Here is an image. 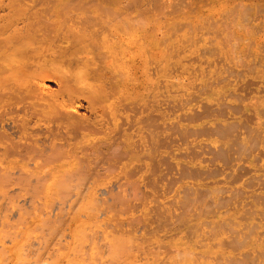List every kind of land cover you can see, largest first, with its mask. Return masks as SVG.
Segmentation results:
<instances>
[{
  "label": "bare ground",
  "instance_id": "bare-ground-1",
  "mask_svg": "<svg viewBox=\"0 0 264 264\" xmlns=\"http://www.w3.org/2000/svg\"><path fill=\"white\" fill-rule=\"evenodd\" d=\"M133 31L132 0H0V264H171L180 255L179 207L188 202L169 201L170 230L150 178L165 164L171 125L140 109L151 95L164 103L166 40L143 51L152 92L143 89L139 107Z\"/></svg>",
  "mask_w": 264,
  "mask_h": 264
},
{
  "label": "rangeland",
  "instance_id": "rangeland-1",
  "mask_svg": "<svg viewBox=\"0 0 264 264\" xmlns=\"http://www.w3.org/2000/svg\"><path fill=\"white\" fill-rule=\"evenodd\" d=\"M242 13H247L246 22L241 20ZM263 20L264 0H132V38L136 39L132 47V58L134 56L136 63V68L134 64L132 67V104L138 101L140 105L136 106L142 105L140 95L143 89L150 95L152 92V87L148 90L146 86L148 82L142 71L143 54L155 40H166L162 43L166 52L165 104L160 106L151 95L149 102L140 109L145 113L150 111L158 123L163 121L166 125H162H171L170 132L165 127L163 133L167 147L162 154L168 160L165 159V164L156 161V171L150 177L153 180L149 178L160 186L163 195L161 213L167 217L170 230L175 221L171 200L175 202L178 197L179 202H188L179 207V211L186 214L178 215L183 221L181 249L180 255L172 258L173 264H264ZM209 48L214 51L209 52ZM56 83L55 78H44V84L51 89L56 87ZM160 107L166 109L162 119ZM173 125L179 127L173 129ZM210 129H218L221 136L222 129H232L233 133L228 130L232 135L223 140L225 132L219 138L217 131L212 133ZM186 130L188 135L199 132L200 137H194V134L183 137ZM202 130H205L203 134ZM252 140L256 143L253 148ZM157 170L164 174L161 179ZM190 204L193 206L188 207ZM241 242L244 245H240ZM25 250L19 252L28 254Z\"/></svg>",
  "mask_w": 264,
  "mask_h": 264
}]
</instances>
